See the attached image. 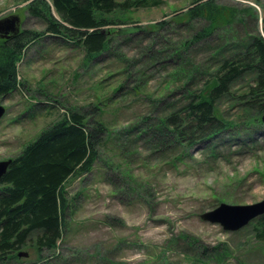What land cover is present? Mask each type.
<instances>
[{
	"label": "rangeland",
	"instance_id": "rangeland-1",
	"mask_svg": "<svg viewBox=\"0 0 264 264\" xmlns=\"http://www.w3.org/2000/svg\"><path fill=\"white\" fill-rule=\"evenodd\" d=\"M148 1L149 6L106 15L117 23L108 28L118 35L96 60L88 61L82 48L54 36L27 49L19 64L20 87L0 99L6 110L0 119V161L18 155L68 110L100 100L111 134L93 170L66 183L70 207L58 248L39 252L34 236L20 250L27 256L0 264H264V240L254 229L261 216L238 231L201 218L223 202L245 205L264 199V122L257 130L247 126L257 113L240 103L247 81L237 82L232 96L220 102V116L237 126L215 142L189 147L171 136L162 143L151 133L141 137L158 122L165 108L159 101L182 99L173 94L174 86L168 91L176 80L174 65L152 66L148 59L152 54L158 61L171 59L162 52L166 46L160 35L175 42L190 32L179 26L171 34L132 29L172 21L195 0ZM217 3L237 9L238 17L230 29L216 31L211 42L228 31L238 39L255 30L264 35V0ZM26 4L0 0V19L17 15L21 30L45 31L44 20L30 15ZM208 42L196 44L191 57L208 58L215 44Z\"/></svg>",
	"mask_w": 264,
	"mask_h": 264
},
{
	"label": "trees",
	"instance_id": "trees-1",
	"mask_svg": "<svg viewBox=\"0 0 264 264\" xmlns=\"http://www.w3.org/2000/svg\"><path fill=\"white\" fill-rule=\"evenodd\" d=\"M24 1L29 14L43 19L46 29L41 32L23 29L10 39L0 38V99L20 87L19 64L27 49L36 42L46 36L59 37L82 48L88 61L96 60L110 49L118 35L108 28L117 23L106 15L120 8L151 4L148 0ZM191 5L185 12L176 13L172 21L161 20L152 28L132 29L134 32L167 31L171 34L169 30L173 27H185L190 32L189 36H178L175 42L159 36L160 44L166 46L162 52L171 59L158 61L152 54L148 62L152 66L157 63L174 65L172 76L178 81L170 82L168 91L174 86L173 94L178 92L182 99L172 104L164 102L165 99L159 101L161 108L165 103V108L158 122L141 132V137L151 133L152 140L160 143L171 136L175 142L189 147L215 142L223 132L237 126L236 122L219 114L220 102L232 96L237 82L247 81L246 91L239 98L242 108L257 111L252 120L255 122L247 126L257 130L264 113V35L255 30L238 39L234 32L231 35L228 31L222 40L211 42L215 40L216 31L224 26L231 28L238 10L219 4L217 0H195ZM206 40L215 43L209 47L213 51L211 55L197 60L192 58L195 45ZM101 102L68 110L18 155L9 158L12 163L0 180L1 262L19 258L20 250L34 236L39 252L58 248L63 238L66 211L70 207L66 183L71 177L93 170L99 159V149L111 134L102 116ZM252 136L253 133H249L248 138ZM256 221L254 229L264 240V215ZM207 250L204 247L205 253Z\"/></svg>",
	"mask_w": 264,
	"mask_h": 264
},
{
	"label": "water",
	"instance_id": "water-1",
	"mask_svg": "<svg viewBox=\"0 0 264 264\" xmlns=\"http://www.w3.org/2000/svg\"><path fill=\"white\" fill-rule=\"evenodd\" d=\"M21 31L20 18L11 15L0 19V38L10 39ZM6 110L0 103V119ZM264 122V114L262 115ZM12 159L0 161V180L6 174ZM264 215V199L252 204H228L221 203L213 210L201 214L204 221L212 224H219L225 231H238L248 225L255 218ZM19 256H27V253L20 252Z\"/></svg>",
	"mask_w": 264,
	"mask_h": 264
}]
</instances>
